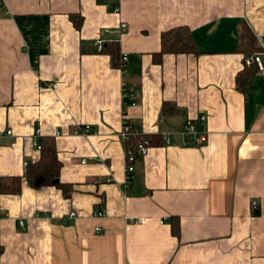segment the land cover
I'll return each mask as SVG.
<instances>
[{"label": "crops", "instance_id": "0c3cea01", "mask_svg": "<svg viewBox=\"0 0 264 264\" xmlns=\"http://www.w3.org/2000/svg\"><path fill=\"white\" fill-rule=\"evenodd\" d=\"M241 21L264 67V0H0V177H21L0 195V264H264V73L237 89ZM178 25L198 53L156 62ZM201 115L206 141L183 145ZM123 116L151 139L128 182ZM43 138L67 198L25 177Z\"/></svg>", "mask_w": 264, "mask_h": 264}, {"label": "trees", "instance_id": "16d2710c", "mask_svg": "<svg viewBox=\"0 0 264 264\" xmlns=\"http://www.w3.org/2000/svg\"><path fill=\"white\" fill-rule=\"evenodd\" d=\"M79 23L80 21L77 20L76 26H79ZM239 24L240 41L237 44L236 48L239 52L243 53L244 59L247 56L251 57L250 63L245 64L246 68L241 73H238L236 77L237 89L244 91L247 84L253 82L256 78L257 63L253 55L257 51H259L260 47L256 43V37L254 36L250 26L244 21H241ZM101 52H107L111 54L113 58H115L119 53L118 44L115 41L104 42L102 45ZM164 53H198L191 32L186 25H178L161 32L160 49L158 52L154 53L155 61L159 62ZM119 66L120 63L118 67ZM165 105L166 104H164V106ZM123 108L125 107L123 106ZM127 123L131 127V129L137 128V125L133 124L129 119H127ZM142 136L146 135L143 134ZM140 139L141 136L139 135L135 137L130 136L124 141L125 150L133 151L138 145ZM148 139L149 141L151 140L150 137H148ZM39 144V159L35 162L27 163L25 167V177L29 181L30 186L35 189H38L43 186H56L61 190L62 195L65 198L69 197L73 189L71 185L62 183L59 179L61 162L57 155L54 140L52 138H43L40 139ZM20 187V176L10 175L0 177V195L18 194L20 192ZM97 210L99 213L102 214V206L97 208L95 211ZM254 213L257 214L258 211L254 210ZM177 225L178 223L174 224L173 226L174 232L178 231Z\"/></svg>", "mask_w": 264, "mask_h": 264}, {"label": "built area", "instance_id": "2783aa9c", "mask_svg": "<svg viewBox=\"0 0 264 264\" xmlns=\"http://www.w3.org/2000/svg\"><path fill=\"white\" fill-rule=\"evenodd\" d=\"M118 8L116 7L115 8V11H117ZM126 28V24L125 23H121L120 24V30H124ZM102 45H103V41L102 40H97L96 41V48L99 52L102 51ZM256 63L258 64V67L259 69L264 73V67L261 66L260 62H259V58L258 57H255L254 58ZM127 55L126 54H123L121 56V60H120V66H119V69L123 72V73H126V70H125V67H126V63H127ZM251 61V58H247L246 59V64H249ZM48 87H54V83H49L47 85ZM131 97H132V94L131 92L127 89V86H126V81L125 80H122V104L124 107L128 106V105H134L135 103L134 102H130L131 100ZM197 123H193V122H190L186 125H184L181 129H180V133L184 134L185 135V139H184V142L183 145H193V144H201L203 142L206 141V132L205 131H202L200 130V126L202 124V122L205 120V116L201 115L199 116L197 119ZM88 131H83L82 133H87ZM0 133H1V130H0ZM4 134L5 135H11V131L9 129L5 130L4 131ZM122 139L125 141L126 139H128L130 136L131 137H135V136H141V139L138 143V145L135 147V149L133 151H126L125 153V164H126V182H128L130 179H129V174L133 171L134 169V162L135 160L137 159V157L139 156H142V155H145L148 151V148L150 146V141L148 139L147 136H142L143 133L142 131L140 130V128H133L131 129V127L128 125L127 123V118L125 116L122 117V131L120 133ZM169 139H170V136L169 134H163V140L168 143L169 142ZM36 149H40V144L38 143V141L36 140L35 143H34ZM256 206V203L253 201L252 202V207H255ZM76 214L74 212H71L69 214L70 217H74ZM95 215H102L101 213L97 211H95ZM127 220L132 222V223H135V224H143V219L142 218H139V217H127ZM21 225H23V222L22 220L19 221ZM96 231H100V228L99 227H96L95 228Z\"/></svg>", "mask_w": 264, "mask_h": 264}]
</instances>
